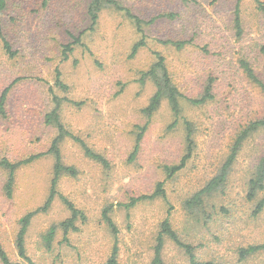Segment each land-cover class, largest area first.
I'll use <instances>...</instances> for the list:
<instances>
[{
	"label": "rangeland",
	"instance_id": "1",
	"mask_svg": "<svg viewBox=\"0 0 264 264\" xmlns=\"http://www.w3.org/2000/svg\"><path fill=\"white\" fill-rule=\"evenodd\" d=\"M0 14V97L6 95L5 117L0 116V159L12 162L43 154L55 137L44 124L51 103L50 88L64 103L61 119L67 129L102 155L108 168L88 160L69 140L61 147L65 165L76 168L75 178L65 177L59 195L80 210L86 220L68 244L57 230L52 249L42 238L52 226L69 217L60 198L46 212H37L26 235V253L34 264H105L116 243L119 264H149L161 231L168 220L182 242L194 248L199 261L216 264H264V249L245 260L240 249L264 245V210L253 211L263 197L247 200V186L264 155V129L243 144L222 192L205 200L204 214L191 216L183 202L218 172L237 134L250 122L264 119V95L239 66L249 61L264 81V15L253 0H118L144 22L146 46L131 56L140 36L122 14L103 10L98 24L89 30V0H5ZM264 3V0H260ZM241 22L236 35L235 11ZM174 15L173 19L166 15ZM80 37L66 60L63 46ZM4 38V39H3ZM11 48L9 54L3 44ZM186 43L182 50L163 41ZM73 47V46H72ZM154 53L164 59L173 83L180 91L182 115L194 127V149L185 167L167 178L164 166H173L185 155L182 120L174 121L167 103L147 118L143 109L154 93L141 73L154 63ZM68 87H55V70ZM212 79L213 99L194 107L186 99L198 97ZM146 126L138 155L130 160L137 128ZM53 157L44 155L22 166L15 175L14 193L7 199L0 169V244L15 264V239L19 221L45 203ZM163 183L165 199L138 203L129 211L117 207L131 199L150 195ZM113 206L111 219L117 235L102 220L104 208ZM164 264H189L184 251L164 240ZM1 264V263H0Z\"/></svg>",
	"mask_w": 264,
	"mask_h": 264
},
{
	"label": "trees",
	"instance_id": "2",
	"mask_svg": "<svg viewBox=\"0 0 264 264\" xmlns=\"http://www.w3.org/2000/svg\"><path fill=\"white\" fill-rule=\"evenodd\" d=\"M257 6V10L264 15V3L260 0H253ZM7 7L5 0H0V14L5 11ZM110 9L117 13L122 14V16L127 19L135 28L136 32L139 34V41L133 45L131 49V56H135L140 49L146 46L144 28L145 26L152 25L154 21L148 23L144 22L138 16L133 14L130 9L124 7L118 0H89L86 15L89 20V30H92L99 20V16L103 10ZM166 18L173 19L174 15H166ZM234 27L236 30V35L239 36L241 33V22L238 14V6L235 11ZM4 39V38H3ZM165 46H171L176 50H182L185 47L184 42L181 41H163L161 42ZM5 50L10 54L11 48L6 40H3ZM81 45L80 37L73 38V43L63 46L62 49V59L66 60L68 54L74 50V46ZM73 46V47H72ZM260 54H264V45L260 47ZM155 61L146 70L141 73V83L150 82L154 87V93L149 99L147 106L143 109V113L147 118L152 117L162 105V102H166L174 121L170 125L173 129L181 120L184 128V143H185V155L181 158L180 162L173 166H164L163 170L167 178L173 177L176 173L181 171L187 161L190 159L191 154L194 149V127L193 124L186 120L182 115V95L170 76L167 69L165 59L160 53H154ZM239 66L243 70L246 78L256 85L261 93L264 95V81H262L254 72L249 61L245 58L239 60ZM212 84L213 80H208L207 84L203 88L202 93L195 98L186 99L188 104L194 107L203 106L213 99L212 94ZM55 87H57L61 92L66 93L68 87L62 82L61 74L58 69L55 70ZM8 91H4L0 97V116L5 117V104L6 95ZM51 103L53 105L52 109L44 115V124L55 130V137L51 141L49 149L46 153L37 154L30 156L25 160L18 162H12L6 158L0 159V169L5 171L6 180L3 186V192L7 199H11L14 193L15 185V175L16 172L22 167L31 164L35 160L41 158L44 155H51L53 157L54 163L52 168L51 179L49 182V192L47 199L43 206L37 211L29 212L23 216L19 221V230L16 235L15 245L18 257L25 261L27 264H34L26 253V235L30 227L31 221L37 212H46L52 205L54 200L58 197L62 201L63 205L69 212V217L64 221L59 223L57 226H52L43 236L42 241L45 249L50 251L52 245L56 238L57 230L62 232V241L68 244V238L71 234L78 231L77 223H83L86 218L84 214L78 210L72 202L67 198L59 195L58 185L61 179L75 178L78 174L77 170L73 166H68L63 163L61 147L66 142V140L71 141L76 144L81 150L85 158L93 161L104 168L109 167L107 160L100 154L96 153L87 144L82 141L79 137L75 136L70 132L64 125L61 119L62 107L64 103L69 105L79 106V103H73L69 99H60L50 88ZM264 129V119L250 122L244 129H242L233 141L229 153L223 162L222 166L200 190L191 195L188 199L183 202V208L191 216H197L200 212L204 214L205 200L214 196L215 194L222 192L232 167L238 157V154L244 144V142L254 133L259 130ZM137 134L135 139V145L130 155V160H134L138 155L140 142L146 130V126L142 128H137ZM163 183H157L155 190L150 195H143L138 198L131 199L129 203L119 204L117 207L123 208L126 211L134 208L138 203L145 201H154L155 199L162 198L165 199V191L163 189ZM262 192L263 197L256 203V207L253 214L256 216L264 210V155L258 161L255 167L254 174L248 182L247 186V200L253 201L257 194ZM113 211V206H109L102 211V220L106 224L108 230L116 237L117 228L111 219V212ZM160 233L157 237V244L154 247V255L149 264H164L161 258V252L164 245L165 238L173 242L178 248L182 249L186 256L188 257L189 264H216L214 261H199L194 255V248L184 242L178 237V234L172 229L171 224L168 220H165L160 225ZM264 249L263 246H250L246 249H240L239 257L241 260L247 259L249 256L256 254L260 250ZM0 263L1 264H15L8 257L6 251L0 244ZM105 264H119L118 262V248L116 243L112 247L111 254Z\"/></svg>",
	"mask_w": 264,
	"mask_h": 264
}]
</instances>
